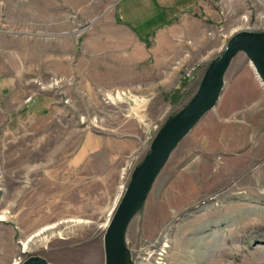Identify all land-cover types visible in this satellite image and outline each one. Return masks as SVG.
<instances>
[{
    "label": "rangeland",
    "instance_id": "obj_1",
    "mask_svg": "<svg viewBox=\"0 0 264 264\" xmlns=\"http://www.w3.org/2000/svg\"><path fill=\"white\" fill-rule=\"evenodd\" d=\"M241 31L264 42V0H0V264H106L134 172ZM225 81L124 264H264V87L244 53Z\"/></svg>",
    "mask_w": 264,
    "mask_h": 264
},
{
    "label": "water",
    "instance_id": "obj_2",
    "mask_svg": "<svg viewBox=\"0 0 264 264\" xmlns=\"http://www.w3.org/2000/svg\"><path fill=\"white\" fill-rule=\"evenodd\" d=\"M244 53L254 62L264 80V42L249 31L231 36L212 61L192 104L161 133L152 152L133 174L131 183L104 234L106 264H124L125 237L128 226L180 143L201 120L218 105L226 86V76L234 61ZM17 264H50L30 257Z\"/></svg>",
    "mask_w": 264,
    "mask_h": 264
},
{
    "label": "bare ground",
    "instance_id": "obj_3",
    "mask_svg": "<svg viewBox=\"0 0 264 264\" xmlns=\"http://www.w3.org/2000/svg\"><path fill=\"white\" fill-rule=\"evenodd\" d=\"M243 32V31H241ZM236 34V33H235ZM250 62L252 63V69L254 70V72L256 73V75L258 76V79L262 82V86L264 87V80L263 77L261 75V72L257 69V66L254 64L253 61L250 60ZM125 195V194H124ZM124 197V196H123ZM123 199V198H122ZM121 202V201H120ZM120 204V203H119ZM119 206V205H118ZM118 208V207H117ZM117 210V209H116ZM116 212V211H115ZM111 223V222H110Z\"/></svg>",
    "mask_w": 264,
    "mask_h": 264
},
{
    "label": "crops",
    "instance_id": "obj_4",
    "mask_svg": "<svg viewBox=\"0 0 264 264\" xmlns=\"http://www.w3.org/2000/svg\"><path fill=\"white\" fill-rule=\"evenodd\" d=\"M155 2V1H154ZM153 5V3L151 2V4H150V6H152ZM159 7L161 8V9H159V10H157L159 13H164V10L166 9V8H164V7H161L160 5H159ZM226 141V140H225Z\"/></svg>",
    "mask_w": 264,
    "mask_h": 264
}]
</instances>
